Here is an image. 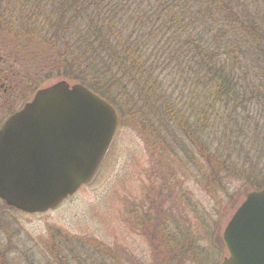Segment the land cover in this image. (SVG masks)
<instances>
[{
    "label": "trees",
    "instance_id": "trees-1",
    "mask_svg": "<svg viewBox=\"0 0 264 264\" xmlns=\"http://www.w3.org/2000/svg\"><path fill=\"white\" fill-rule=\"evenodd\" d=\"M246 13L238 0H0V39L17 60L41 69L48 62L57 78L108 101L119 120L128 113L145 142L171 138L183 148V138L202 186L215 194L242 174L217 143L213 115L245 105L263 79L247 60Z\"/></svg>",
    "mask_w": 264,
    "mask_h": 264
},
{
    "label": "rangeland",
    "instance_id": "rangeland-1",
    "mask_svg": "<svg viewBox=\"0 0 264 264\" xmlns=\"http://www.w3.org/2000/svg\"><path fill=\"white\" fill-rule=\"evenodd\" d=\"M238 1L248 12L242 20L253 44L247 60L263 79L250 85L245 105L217 107L211 124L217 143L239 159L242 176L222 181L224 190L215 194L207 191L183 138V148L150 135L147 143L123 113L96 179L57 209L30 215L0 201V264H221L228 256L226 223L249 192L264 186V0ZM5 47L1 38L0 57L19 87L0 104V123L37 90L60 81L75 84L57 78L48 62L41 69ZM171 80L169 90L176 86Z\"/></svg>",
    "mask_w": 264,
    "mask_h": 264
},
{
    "label": "water",
    "instance_id": "water-1",
    "mask_svg": "<svg viewBox=\"0 0 264 264\" xmlns=\"http://www.w3.org/2000/svg\"><path fill=\"white\" fill-rule=\"evenodd\" d=\"M118 127L115 109L64 81L39 89L0 129V201L26 214L58 208L98 174ZM221 264H264V188L227 222Z\"/></svg>",
    "mask_w": 264,
    "mask_h": 264
},
{
    "label": "flooded vegetation",
    "instance_id": "flooded-vegetation-1",
    "mask_svg": "<svg viewBox=\"0 0 264 264\" xmlns=\"http://www.w3.org/2000/svg\"><path fill=\"white\" fill-rule=\"evenodd\" d=\"M6 63L7 61H5L3 57H0V104L4 103L5 105L10 100L11 96L15 94L17 88L19 87L12 78L15 77V75L14 72L10 70L11 66L7 68L5 65ZM7 118L4 119L2 123H0V128L7 120Z\"/></svg>",
    "mask_w": 264,
    "mask_h": 264
}]
</instances>
